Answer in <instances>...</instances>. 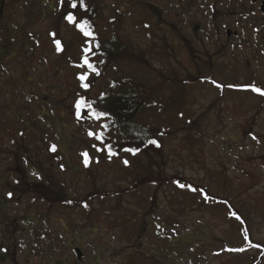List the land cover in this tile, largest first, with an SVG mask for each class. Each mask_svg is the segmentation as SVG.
Wrapping results in <instances>:
<instances>
[{
    "label": "rangeland",
    "instance_id": "obj_1",
    "mask_svg": "<svg viewBox=\"0 0 264 264\" xmlns=\"http://www.w3.org/2000/svg\"><path fill=\"white\" fill-rule=\"evenodd\" d=\"M61 1L11 0L2 12L5 34L0 36V62L5 40L16 27L24 40L34 43L35 51L16 61L8 55L0 64V264H251L257 260L264 264L259 250L247 248L239 231L231 227L221 205L231 202L248 221L252 242L264 245V98L229 92L223 99L220 94L232 85L264 89L260 3L99 0L107 6V14L127 12L124 33L148 53L154 67L174 70L180 77L186 72L196 76V67L208 70V63L223 69L214 75L206 71L203 88L193 90L184 104L179 97L168 102L199 120L201 132L191 138L194 142L184 141V135L166 137L163 168L205 188L206 197L198 200L203 208L186 209L174 192L166 190L155 197L151 188L137 203H113L110 207L116 213H106L97 201L92 202L90 220L80 211L53 205V197L43 201L41 190L34 191L50 175L60 180L71 198L96 195L95 186L112 190L129 185L122 177V161L100 157L98 142L90 135L100 126L74 117L72 105L79 97L74 75L86 77L87 70L71 67L70 59L78 60L80 55L75 49L67 51L69 45L63 57L53 51L50 22L55 18L50 12L59 9ZM232 13H237L235 18L229 16ZM227 30L238 36L228 38ZM62 35L65 44L74 39L73 32L64 28ZM38 39L45 46L42 53ZM157 48L165 53L158 55ZM32 53H40L29 64L37 74L31 69L20 73L19 63ZM92 92L98 94L99 89ZM43 111L56 118L38 121ZM53 146L56 157L50 155ZM91 166L97 173L95 181L84 170ZM20 180L31 188L27 186L25 194L17 187ZM120 217L134 224L129 228L128 223L119 224ZM77 248L85 256L82 261L74 253ZM238 249L241 253H236Z\"/></svg>",
    "mask_w": 264,
    "mask_h": 264
},
{
    "label": "trees",
    "instance_id": "obj_2",
    "mask_svg": "<svg viewBox=\"0 0 264 264\" xmlns=\"http://www.w3.org/2000/svg\"><path fill=\"white\" fill-rule=\"evenodd\" d=\"M213 1V5L222 3L221 0ZM9 2L11 0H0V5H2V9H0V36L5 34L3 28L5 20L2 12ZM61 3L63 5L59 9L53 8V11L50 12L54 14L55 18L54 21L50 22L52 31V38L50 37V39L52 40L53 51L56 52L55 55L58 54L62 57L67 51L70 52L73 49H75V52L79 51L78 60H74V62L73 59H70V65L72 68L82 67L87 70V76L84 79H81L83 76L77 77V75H74L79 95L72 105L74 117L78 122L89 120L100 126L98 132L92 135L98 142L100 157L102 161L106 159L108 161H122L124 164L123 169H121L122 177L127 181L129 180V185L112 190L95 186L92 188L93 192L99 191L98 194L93 195L90 193L82 197L71 198L66 194L65 187L60 186V180L50 175V177L41 181L42 185L35 186L34 191L38 193L41 190L42 196L46 198L42 199L43 201L53 197L51 198L53 205L63 206L62 210L80 211L78 214L83 213L86 218L94 212V208L91 207L92 202L97 201L100 208H103L106 213L109 210L115 212L114 207H110L113 203L116 204L117 202L121 205H125V202L130 201L137 203L138 200L147 197L146 195L149 194L148 191L151 188L155 189V197L166 190L167 192L172 191L175 197L183 199L186 209H193L194 207L195 209H202L203 206L198 203V200H204V196L206 197L205 188L196 187L180 176L169 175L167 169L163 168L166 164L163 141L168 136L184 135V141L191 140L194 142L191 138L201 132L200 121L193 120L192 116L186 113L182 106L171 108L169 103L173 100V97H179L178 100L181 104H184L187 98L192 96L193 90L200 91L203 88L206 83V71L214 75V72L217 74L223 68L219 69V67L208 63L210 67L207 70L198 65L196 76L191 72H186L184 77H180L174 70L167 72L164 68L154 67L148 53L139 49L132 38L124 33L127 12L107 14V9H105L107 6L103 7L99 0H62ZM72 3H75L76 7H71ZM236 6L241 5L236 4ZM156 13L160 16L159 12L156 11ZM69 15L74 17V22L67 19ZM85 22V31L89 32V35H85L78 27V24H84ZM33 23L34 20L31 24ZM63 28L74 34V39L70 44H65V40H63ZM20 31L19 27L11 30L10 38L7 41L5 40L7 46L1 49L5 57L1 58L0 64L8 58V55L16 61L21 55L27 57L24 53L35 51L34 43L29 44V41L24 40ZM57 42H59V46ZM38 44L40 53H42L45 46L39 39ZM67 46L68 50L66 49ZM159 49L157 48V54L162 56L165 52H160ZM166 51L169 59L172 50L168 47ZM40 53L36 55L32 53L28 59L25 58L23 62L19 63L22 68L20 73L23 70L31 69L35 72L34 74H37L35 69L29 68V64L35 57H40L38 56ZM88 64L92 67L89 68ZM96 88L99 89V93L93 94L92 91ZM253 89H259L260 91H254ZM229 92L232 95L250 93L255 97L264 98V95L260 94L264 92V89L248 84L242 86L232 85L230 88L221 91L220 94L223 95V99H226ZM31 96L36 97L33 92ZM180 97H182V100ZM36 98L38 100V97ZM79 101L85 103L78 111L76 105ZM49 114L43 111L38 121L48 117L53 120L56 118ZM163 122H168L171 126L165 127ZM152 141H155V143H152ZM20 150V147L16 148L17 154H20ZM56 154L57 147L53 146L50 149V155L56 157ZM15 169L20 170L21 168ZM84 170L91 176L88 178L95 181L97 173L92 169V166L90 169ZM20 174L25 177V169L21 170ZM21 180L17 183V187L21 194H25L27 192L25 190L30 186ZM187 190L190 191V196L185 195ZM216 202H221V200ZM221 205L224 206L223 216L228 217L231 227L233 226L239 231L240 238L246 244V247H250L251 250H259V259H263L264 245L257 244L255 241V244L252 242L248 221L243 220L240 211H236L231 202H223ZM144 212H146V208L142 209V213ZM122 214L124 216V213ZM89 218L91 220V217ZM120 219L121 221L118 223H128V228L134 224L130 220V223L125 222L123 217H120ZM127 231L133 232L131 230ZM238 250L236 253H241V249ZM251 264L262 263L257 260L256 262L252 261Z\"/></svg>",
    "mask_w": 264,
    "mask_h": 264
},
{
    "label": "snow or ice",
    "instance_id": "obj_3",
    "mask_svg": "<svg viewBox=\"0 0 264 264\" xmlns=\"http://www.w3.org/2000/svg\"><path fill=\"white\" fill-rule=\"evenodd\" d=\"M71 7H73V8L76 7V4H75V3H72V4H71ZM67 19H68L70 22H74V17H73L72 15H69V16L67 17ZM78 27L80 28L81 31L84 32L85 35H89V34H90L89 32L85 31V28H86V22H85L84 24H78ZM57 44H58V46H59V42H57ZM85 62L87 63V61H85ZM87 66H88L89 68L92 67L90 64H88ZM81 79H84V77H81ZM253 90H254V91H258V92L260 91L259 89H253ZM260 94L264 95V92H261ZM84 103H85L84 101H79V102H77L76 107H77V110H78V111L81 109V106H82V104H84ZM90 135H94V134L90 133ZM152 143H155V141H152ZM53 150H55V148H53ZM82 155L87 156V153H83Z\"/></svg>",
    "mask_w": 264,
    "mask_h": 264
},
{
    "label": "flooded vegetation",
    "instance_id": "obj_4",
    "mask_svg": "<svg viewBox=\"0 0 264 264\" xmlns=\"http://www.w3.org/2000/svg\"><path fill=\"white\" fill-rule=\"evenodd\" d=\"M260 3V6H259V8H258V10H259V12H261V5H262V3H263V0H257L256 1V3H252L254 6H256L257 4H259ZM235 14H237V13H232L231 15H229L230 17L231 16H235ZM235 18V17H234ZM225 34H226V36L228 37V38H231L232 36H234V37H237L238 36V34L237 33H233L231 30H227L226 32H225ZM230 34V35H229Z\"/></svg>",
    "mask_w": 264,
    "mask_h": 264
},
{
    "label": "water",
    "instance_id": "obj_5",
    "mask_svg": "<svg viewBox=\"0 0 264 264\" xmlns=\"http://www.w3.org/2000/svg\"><path fill=\"white\" fill-rule=\"evenodd\" d=\"M256 1L257 0H251L252 3H256ZM261 13L264 15V0H263V3H262V6H261ZM75 253L77 255L78 260H81L83 258V254L81 253V251L79 249H76Z\"/></svg>",
    "mask_w": 264,
    "mask_h": 264
}]
</instances>
